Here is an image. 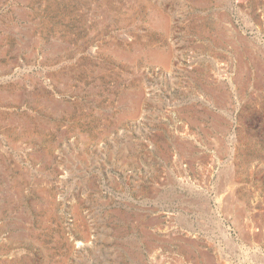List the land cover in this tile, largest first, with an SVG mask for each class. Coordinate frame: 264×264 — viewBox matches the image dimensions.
<instances>
[{
	"label": "rangeland",
	"instance_id": "374dc122",
	"mask_svg": "<svg viewBox=\"0 0 264 264\" xmlns=\"http://www.w3.org/2000/svg\"><path fill=\"white\" fill-rule=\"evenodd\" d=\"M159 218L264 264V0H0V264H194Z\"/></svg>",
	"mask_w": 264,
	"mask_h": 264
},
{
	"label": "crops",
	"instance_id": "0c3cea01",
	"mask_svg": "<svg viewBox=\"0 0 264 264\" xmlns=\"http://www.w3.org/2000/svg\"><path fill=\"white\" fill-rule=\"evenodd\" d=\"M150 227L152 229V232L157 240V246L160 245L164 248H172L176 250L182 257H184L187 261H193L194 264H211L209 259H206L204 257L205 253L206 255L208 254V251L205 250L204 245L206 244L209 247L210 241L207 243H195L194 241L186 240L183 239L184 237L174 234L172 237H166L167 235L164 234L163 230V223L162 219H156L153 220L152 223L150 224ZM176 227H179L181 230L186 228L188 231H191V226H189L187 223L183 224L180 221H178ZM197 231H205V229H201L199 225H193V229ZM209 236H212V233L209 234ZM167 241L166 244H163V242ZM202 245V246H199ZM217 245H226L225 241L223 239L220 240H214V246L216 247ZM209 255V254H208ZM212 264H220L218 262V259L215 258L213 260Z\"/></svg>",
	"mask_w": 264,
	"mask_h": 264
},
{
	"label": "built area",
	"instance_id": "2783aa9c",
	"mask_svg": "<svg viewBox=\"0 0 264 264\" xmlns=\"http://www.w3.org/2000/svg\"><path fill=\"white\" fill-rule=\"evenodd\" d=\"M171 261H174L175 264H185L179 256H173Z\"/></svg>",
	"mask_w": 264,
	"mask_h": 264
}]
</instances>
